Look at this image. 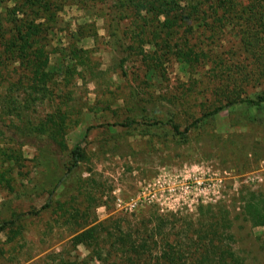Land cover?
<instances>
[{
	"label": "rangeland",
	"instance_id": "obj_1",
	"mask_svg": "<svg viewBox=\"0 0 264 264\" xmlns=\"http://www.w3.org/2000/svg\"><path fill=\"white\" fill-rule=\"evenodd\" d=\"M49 1L55 19L36 16L49 17L46 80L24 78L18 61L0 63V115L24 137H0V224L14 219L0 231V264H50L59 251L118 264L105 229L217 203L230 210L234 247L264 264L262 227L241 214L249 191L264 192V102L226 104L264 90V24L250 36L249 26L217 20L223 11L211 1L188 2L198 11L174 27L144 25L128 0ZM13 3L0 0V12ZM256 38L261 53L247 45ZM242 69L253 77L228 84ZM51 114L64 120L53 134L59 143L41 123ZM77 143L83 156L68 170ZM98 221L99 258L82 244L70 250V237Z\"/></svg>",
	"mask_w": 264,
	"mask_h": 264
},
{
	"label": "trees",
	"instance_id": "obj_2",
	"mask_svg": "<svg viewBox=\"0 0 264 264\" xmlns=\"http://www.w3.org/2000/svg\"><path fill=\"white\" fill-rule=\"evenodd\" d=\"M128 0L132 4L144 25L155 21L162 26H178L186 17L188 21L192 20L194 7L188 5V2H212V6L217 12L223 14L217 17L222 23L240 24L249 26L252 35V25L264 24V0H246L242 3L239 0ZM185 2L184 4H182ZM49 0H14L12 7L7 9L6 15L0 12V63L2 61H18L22 67L23 77L26 79H38L43 82L48 76L45 71L47 65L48 52L45 49L43 41L45 17L43 21H36L37 15L41 12L50 15V20L55 19V13ZM144 10L145 14L141 15ZM160 16L162 17L159 20ZM150 26V23L149 25ZM245 31V29H244ZM114 38V37H113ZM120 48L121 54L124 50L121 48L123 43L120 38L113 39ZM254 41L256 42L254 44ZM253 42L248 40L247 45L250 49L259 43L258 52L263 51L261 40L256 38ZM264 48V47H263ZM184 62H188L182 55ZM125 56L120 57V61H125ZM262 70V69H261ZM30 74V75H29ZM27 75L29 77L27 78ZM241 75V76H240ZM254 74L250 71H239L231 83L234 87L243 80L251 79ZM227 79H229L227 77ZM231 89L229 88V91ZM178 97V96H177ZM185 97H180L183 100ZM226 104H232L236 101L244 102L248 105L260 106L264 102V90L254 97L229 98L226 96ZM223 100L220 99L219 102ZM223 104L215 106L206 115L215 114L223 107ZM63 118L65 113H60ZM149 118V117H148ZM63 119L56 120L53 115L46 117L41 123L55 131L50 133V139L59 143L58 139L53 137L55 132L62 127ZM129 124V123H128ZM170 126L175 132H181L175 123ZM147 130L143 129L142 131ZM183 133V131H182ZM0 137L6 140L21 144L24 137L14 124H8L0 115ZM54 142V143H55ZM69 163L67 169L77 166L83 156V151L77 143L69 150ZM241 214L245 220L254 226H261V234L258 238L261 240L260 247L264 248V192L249 191L242 198ZM20 214H18L19 216ZM172 217V219H170ZM14 219H5L0 224V231L13 224ZM105 221H98L89 226L82 227L78 232L70 237V250H75L78 244L84 245L90 249L93 254L99 258L103 249L100 244V232ZM143 221L142 227L132 229L128 227L122 230L119 226L118 232H109L105 229L106 242L110 252H114L118 259V264H252L246 255H242L234 247L235 236L231 231L232 218L230 210L224 203L217 204H199L196 213L179 216L175 213L169 215L157 214L154 219L147 218ZM136 226V225H135ZM175 229V233L172 232ZM257 238V239H258ZM258 239V240H259ZM100 251V252H99ZM59 251L51 257L50 264H87L84 258L77 255L70 257Z\"/></svg>",
	"mask_w": 264,
	"mask_h": 264
}]
</instances>
